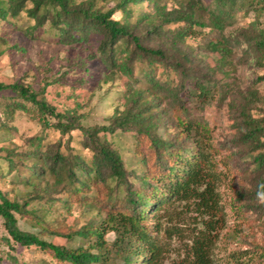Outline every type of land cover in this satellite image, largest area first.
<instances>
[{"label": "rangeland", "instance_id": "374dc122", "mask_svg": "<svg viewBox=\"0 0 264 264\" xmlns=\"http://www.w3.org/2000/svg\"><path fill=\"white\" fill-rule=\"evenodd\" d=\"M72 1L91 11L114 9L112 18L128 24L143 45L162 48L169 58H148L135 50L132 40L122 38L114 45L112 61L100 51L103 34L98 30L91 29L87 39L65 42L69 37L59 30L65 16L50 1L41 0L33 17L28 13L32 0H25L14 14L10 0H0L8 8L0 17V84L29 86L55 112L76 115L85 127L109 125L110 117L125 111L130 100H146L150 114L159 119L157 133L185 148L194 146V133H182L179 122L199 123L219 172L222 210L211 247L213 264H232L233 254L263 247L264 197L255 190L264 173L252 170L248 146H238L237 139L244 119L264 118V47L256 45L264 32V0H128L122 9L123 0ZM187 15L192 19H179ZM140 89L142 96L131 93ZM95 142L116 150L124 166L123 181L108 177L105 166L99 171L104 178L99 184L107 183L116 204H126L127 193L140 186L142 175L150 172L155 183L159 160L147 140L139 141L136 130L100 131ZM93 146L85 130L61 134L41 125L34 104L0 88V191L24 205L27 213L15 214L21 230L67 247L92 242L65 235L100 224L115 209L92 201L91 196L100 195L97 186L83 189L77 182L57 180L63 177L49 172L47 155L52 150L78 156L92 167ZM146 214L144 223L159 228L153 234L164 240L163 264H188L192 230L200 227L197 213L178 203ZM43 225L56 231L42 234ZM172 227L180 233H164ZM116 237L113 231L104 235L108 264H123L115 251ZM0 264L70 263L35 245L14 243L0 218Z\"/></svg>", "mask_w": 264, "mask_h": 264}, {"label": "trees", "instance_id": "16d2710c", "mask_svg": "<svg viewBox=\"0 0 264 264\" xmlns=\"http://www.w3.org/2000/svg\"><path fill=\"white\" fill-rule=\"evenodd\" d=\"M24 1L10 0V6L14 10L13 14L22 9ZM32 1L34 7L28 9V13L30 16L37 17L41 0ZM48 1L58 6L61 14L65 16L63 26L59 28L64 37H69V40H64L65 42L87 39L89 31L93 29L103 34L99 48L106 58L112 61L115 53L114 45L122 38L132 40L135 50L148 58L159 61H166L169 58L162 48L143 45L140 38L129 30L128 24L112 18L114 9L105 12L91 11L90 7L79 6L72 0ZM127 1L123 0L121 9L124 4H127ZM132 1L139 2L140 0ZM217 1L224 4L232 0ZM7 9L0 6L1 18L6 16L5 10ZM179 19H192V16L187 15L186 18ZM183 35L185 34L179 33V36ZM256 45L264 47V32ZM123 67L130 71L127 66ZM0 88L11 89L23 99L34 104L37 107L38 120L43 126H52L61 134H67L75 129L85 130L89 141L94 142L93 150L96 154L94 164L96 166H88L78 156L64 155L51 150L47 155V159L52 162L51 165L49 164V172L56 171L55 174L63 177L57 178V180H64L67 184L77 182L83 189L89 185L97 186L100 195L96 196L97 198L91 196L92 201L102 206L110 204L111 209H115L100 224L85 225L80 230L65 235V237L71 238L73 234H77L91 240L92 242L86 243L87 246L67 247L64 244L47 242L35 233L21 230L17 225L15 214H26L24 205L16 200L8 199L0 191V218L8 236L14 243L23 246L35 245L47 250L58 260L67 261L70 264H108L104 235L113 231L117 235L114 242L115 251L123 264H163L162 255L165 243L162 238L153 234L155 230H160L159 228L151 229L144 223L147 218L146 213L148 209L153 211L162 209L164 205L181 203L183 206H187V209L188 207L193 209L197 213V218L199 217L197 225L200 227L197 228V231L196 228L192 230L194 235L191 238V243L188 244V264H213L211 247L215 231L221 221L222 207L220 206L221 197L217 190L219 172L216 169L213 149L203 140L206 136L205 127L201 128L199 123L191 119L179 122L182 126V130H180L182 133L188 135L194 133V146L185 148L175 145L173 140H165L157 133L159 119L150 114L148 102L140 98L130 100L125 111L120 113L116 111L112 118L110 117L109 125L85 127L79 122L76 115L55 112L53 106L43 99H38L37 92L27 85L15 82L0 84ZM143 92L140 89L131 93L142 96ZM50 117H55L57 120L50 122ZM243 123L244 128L237 139V145L248 146L252 170L259 175L263 174L264 118L247 117ZM124 128H133L136 130L140 142L147 140L150 143L151 151L159 160L160 169L158 168V178L155 175L153 177L156 179L155 183L149 180L150 172L142 175L140 186L129 191L126 204L120 206L116 204L117 201L112 199L110 191H106L107 183L99 184L104 182L102 173L99 171L102 166H105L109 172L108 177H115L117 181H123L125 178L124 166L116 150L108 144L99 145L95 139L100 131L106 135L109 131ZM255 195L260 198L264 197V177L257 180ZM38 222L43 224L40 220ZM163 230L170 236L180 233V229L173 227ZM55 231V229L43 225L40 233L48 234ZM92 249H96V252H93ZM230 259H232V264H262L264 263V246L244 250L239 255L233 254Z\"/></svg>", "mask_w": 264, "mask_h": 264}]
</instances>
